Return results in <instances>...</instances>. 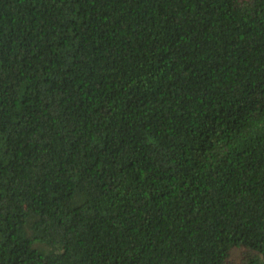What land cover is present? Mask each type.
<instances>
[{"label":"trees","instance_id":"trees-1","mask_svg":"<svg viewBox=\"0 0 264 264\" xmlns=\"http://www.w3.org/2000/svg\"><path fill=\"white\" fill-rule=\"evenodd\" d=\"M264 264V0H0V264Z\"/></svg>","mask_w":264,"mask_h":264},{"label":"rangeland","instance_id":"rangeland-1","mask_svg":"<svg viewBox=\"0 0 264 264\" xmlns=\"http://www.w3.org/2000/svg\"><path fill=\"white\" fill-rule=\"evenodd\" d=\"M257 256V253L247 248H235L231 251L224 264H246L250 259Z\"/></svg>","mask_w":264,"mask_h":264}]
</instances>
